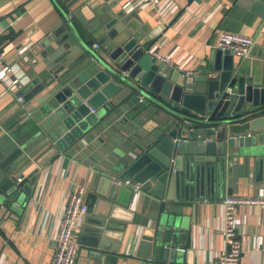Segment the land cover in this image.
<instances>
[{"label":"water","instance_id":"95a60500","mask_svg":"<svg viewBox=\"0 0 264 264\" xmlns=\"http://www.w3.org/2000/svg\"><path fill=\"white\" fill-rule=\"evenodd\" d=\"M238 1L264 17V0ZM97 14L93 30L87 29L97 48L66 22L40 45L42 51L30 53L33 65L23 70L25 80L16 94L22 102L0 121L20 107L35 108L14 139L0 138V209L20 206L43 164L69 152L93 169L78 243L85 234L93 246L117 253L128 225L130 237L142 225L135 257L180 263L188 221L174 203L182 202L180 194L187 190L195 196L200 192L194 191L198 185L184 183L189 172L198 166L214 172L209 190L218 200L225 188L227 195L233 193L239 176H248L251 167L257 174L263 166L264 83L251 72L248 59L220 49L213 50L203 71L187 75L148 53L123 10ZM121 106L148 115L149 128L121 125ZM108 136L128 147L107 145ZM33 163L36 168L25 177ZM255 182L261 187L263 179L257 175ZM136 185L140 212L135 220L120 221L115 206L128 207ZM143 217L152 223L144 226ZM127 243L131 248L133 242Z\"/></svg>","mask_w":264,"mask_h":264},{"label":"crops","instance_id":"0c3cea01","mask_svg":"<svg viewBox=\"0 0 264 264\" xmlns=\"http://www.w3.org/2000/svg\"><path fill=\"white\" fill-rule=\"evenodd\" d=\"M80 7L84 8V12H79ZM108 9L123 10L129 16V24L140 32L139 37H142L148 53L156 51L169 58L172 62L170 67L187 75L204 70L213 50L217 49L221 32L251 37L254 44L246 63L253 75L264 83V17L251 8L241 6L238 0H160L157 6L146 0H0V52L6 62L26 72L34 61L31 51L34 48L42 51L40 45L53 30L66 22H71L83 40L93 47L97 41L91 38L87 29L93 30L98 21L97 13ZM36 56L34 58L39 59ZM28 74L30 77L33 75L32 72ZM102 88L103 85L91 92L83 103L100 93ZM16 94L7 84L0 83V121L17 103H21ZM122 108L121 125L139 131L149 128L148 115H137L131 109ZM34 109L32 106L15 109L0 124V138L6 135L14 139V132L24 127ZM103 142L111 147L117 144L128 147L123 139L118 143L110 136ZM34 168L36 165L33 163L24 172L25 177ZM250 170L248 176L236 179L231 195H227L225 188L224 198L232 195L264 197V163L257 174L253 167ZM92 172V168L69 152L45 162L36 174L31 195L25 196L21 205L14 206L12 210L0 209V264H52L55 238L68 197L77 188L85 187L86 202ZM257 175L263 179L261 187L255 182ZM189 177L191 182L184 179V183L198 185L194 191L200 192L196 197L191 189L187 190L180 194L183 201L174 203V208H179L188 221L186 243L179 245L184 252H180L181 262L176 264H217L226 251L224 198L216 200L210 193V184L215 180L210 169L198 166L189 172ZM133 191V199L138 198L139 188L134 190L133 187ZM131 202L128 207L114 205L118 220L136 219L140 209L135 199ZM235 218L241 244L240 263L264 264V208L242 206ZM83 219L76 227L77 240L83 228ZM142 219L144 226L152 223L146 217ZM131 227L128 225L125 242L117 253L93 246L89 237L83 234L75 264H157L153 258L144 261L135 257L145 228L136 225V231L130 237ZM129 239L133 242L131 248L129 243L126 244ZM112 244L115 243L110 239L107 246Z\"/></svg>","mask_w":264,"mask_h":264},{"label":"built area","instance_id":"2783aa9c","mask_svg":"<svg viewBox=\"0 0 264 264\" xmlns=\"http://www.w3.org/2000/svg\"><path fill=\"white\" fill-rule=\"evenodd\" d=\"M153 6H157L160 0H146ZM191 1V0H187ZM254 42L251 37L231 32H221L217 40V49L230 51L240 59H248ZM97 48V45L93 46ZM151 56L157 61L171 66L169 58H165L153 51ZM25 80L24 71L17 65L5 61L3 54L0 52V83H5L8 87L17 92ZM19 102L22 100L19 98ZM118 185H128V182H118ZM139 188L134 186V190ZM86 188H77L67 200L66 207L55 238L56 249L52 264H75L79 251V243L76 237V227L79 220L86 214V205L84 196ZM224 211V230L226 251L218 260L217 264H241V244L236 233L237 210L242 206L264 208V197L252 196H228L222 202Z\"/></svg>","mask_w":264,"mask_h":264}]
</instances>
